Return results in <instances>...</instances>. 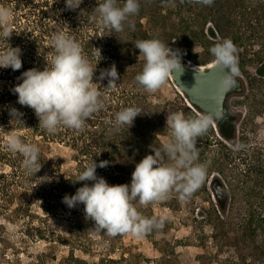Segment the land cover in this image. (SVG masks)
<instances>
[{"label": "trees", "instance_id": "1", "mask_svg": "<svg viewBox=\"0 0 264 264\" xmlns=\"http://www.w3.org/2000/svg\"><path fill=\"white\" fill-rule=\"evenodd\" d=\"M102 2L103 0H82L79 8L72 10L66 7L65 0H0V6L11 9L13 13L10 25L13 34L9 41L0 38V52L8 50L10 46L18 47L21 49L22 60L19 70L2 69L3 74H8L5 76L11 84L0 92V163L9 168L0 176L3 181L0 193L4 192L0 209L6 211L9 219L25 217L32 202L42 199L48 212L64 214L72 221L78 218L74 223L79 227L93 228L94 222L85 219L82 204L69 209L62 202L65 195H74L85 183L75 182L79 174L94 161L97 164L107 161L106 167H97L98 177L105 178L110 185L130 183L135 165L146 155L154 154L150 146L159 147L163 144L159 135L165 132L160 114L155 110L157 106L148 102L146 91L135 81V76L142 71L145 62L139 49L135 47L137 41L158 38L171 49H179L181 57L197 65L213 62L215 57L209 48L224 39L232 40L236 48H246L260 40L264 41V0H214L210 6L198 4L196 0H140L139 12L129 18L134 28L126 25L122 33H115L101 26L99 15L94 9ZM123 2L124 0H119L118 6L122 7ZM144 19L146 23L143 22ZM58 31L73 37L81 45L83 54L93 68L97 66L93 80L100 83L97 87L104 107L93 114L80 131L60 127L55 134H49L39 127V120L33 109L17 103V95L11 89L22 82L18 80L21 73L32 68L43 70L47 61L51 62L55 55L51 37ZM197 43L204 47V54L194 52L193 47ZM261 52H264V43ZM246 62L244 56L238 63L241 72H245ZM112 65H115L119 78L115 87L106 88L108 80L98 81L97 77L100 70ZM258 68L262 74L264 62ZM130 106L139 107L141 115L135 118L130 129L125 125L116 131V113ZM12 108L22 113V122L13 120L10 115ZM185 111H189L194 118L200 117L189 106H185ZM13 133L26 143L40 148L38 166L41 168L37 173H30L24 168V157L21 154L8 151L6 141ZM206 134L197 138L200 142L196 145L198 162H202V159L211 161L209 170L227 177L230 173L229 157H210L207 150L213 139L223 148L228 147L215 138L213 124ZM53 142L67 143L76 151L75 171H62L61 163L51 156ZM258 171L263 172L259 165ZM259 174L262 173H257L258 176ZM87 183L91 185L93 182ZM230 184L232 190L236 189V184ZM12 186L15 189L9 192ZM242 188L245 187L242 185ZM256 188L258 183L251 190ZM14 199L17 202L15 206L12 204ZM133 203L142 215H146V210L138 202ZM250 208L244 215H225V209L219 211L213 207L207 220L214 228L220 229L218 235L224 241L222 245L231 241L240 251L239 242L246 239L247 242L253 238L257 244L256 255L261 260L259 263L264 264V238L261 242L255 239L264 235V198L260 201V206L250 204ZM153 216L154 213L149 215ZM26 231L30 236L35 235L43 240L48 238L45 228L32 223ZM70 251L69 264H87L86 260L74 256V248ZM249 255L250 253L240 252L241 261L227 262L242 264L248 260ZM122 258H126L125 253L121 254ZM118 260L111 258L110 262Z\"/></svg>", "mask_w": 264, "mask_h": 264}, {"label": "clouds", "instance_id": "2", "mask_svg": "<svg viewBox=\"0 0 264 264\" xmlns=\"http://www.w3.org/2000/svg\"><path fill=\"white\" fill-rule=\"evenodd\" d=\"M198 4L210 6L214 0H196ZM82 0H65L68 9L79 8ZM103 0L94 11L99 15L101 26L115 33H122L125 26L134 28L129 18L139 12L140 0ZM12 10L0 7V38L9 41L13 34L10 25ZM55 55L43 70L36 68L21 73L12 93L17 95V103L34 110L39 127L49 134H55L60 127L80 131L88 119L104 107L101 92L93 77L97 66L93 68L83 54L81 45L63 31L51 37ZM135 47L144 58L142 71L135 81L146 92L153 93L166 84L169 77H179L184 69L181 66V52L166 46L158 38L139 40ZM218 65L223 66L225 75L220 79L221 88L227 93L238 87L239 76L236 46L230 39H224L209 50ZM22 67L21 49L9 47L0 52V68L13 71ZM119 78L115 65L100 70L98 81L108 80L106 88H113ZM139 107L130 106L115 115L114 129L119 131L127 125L130 129L135 118L141 115ZM13 120L21 121L17 109H10ZM225 112L222 107L198 118H186L179 111H172L166 117V127L171 129V139L159 147L150 146L154 154L146 155L135 165L131 182L110 185L105 178L98 177L97 167L104 168L107 161H95L79 174L75 182H85L74 195H65L62 202L73 209L84 206L86 220L94 222L91 228L93 236L106 234L116 237L131 234L143 237L153 230L163 229L164 217H145L138 210L140 206L167 201L172 193L178 199L186 201L197 192L206 180L211 161L198 162L197 138L204 135L211 124L222 120ZM9 152L21 154L23 166L28 172L37 173L40 148L26 143L13 133L6 141ZM92 181L89 185L87 182Z\"/></svg>", "mask_w": 264, "mask_h": 264}, {"label": "rangeland", "instance_id": "3", "mask_svg": "<svg viewBox=\"0 0 264 264\" xmlns=\"http://www.w3.org/2000/svg\"><path fill=\"white\" fill-rule=\"evenodd\" d=\"M143 22L146 23V19ZM263 43L264 41L260 40L246 48H236L238 63L244 56L247 60L244 64L245 72L239 70L245 82V91L242 95L230 99L233 111L239 116L236 140L226 141L213 125L215 138L228 148H223L213 139L207 154L210 157H229L230 173L227 177L212 169L210 171L208 167L210 173L205 182L190 199L181 201L178 194L172 193L167 201L142 206L146 210V215L143 216L149 217L154 213L155 217H164L166 222L163 229L153 230L139 238L131 234L116 237H107L106 234L93 236L91 227L83 229L74 223L78 218L72 221L64 214L48 212L42 199L32 202L25 217L14 220L8 218L5 210L0 209V264H69L72 248L74 256L86 260L87 264H228V260L239 261L240 252L250 253L248 260L242 264H260L261 260L256 255L257 244L253 238L247 242L244 238L245 241L239 242L240 251L234 246V242L222 245L224 241L218 235L220 229L214 228L207 219L213 207L219 211L225 209V215H244L251 209L250 204L260 206V201L264 198V68L262 74L258 68L264 62V52H261ZM193 50L200 55L205 51L200 43H197ZM190 63L194 64L192 61ZM2 69L0 68V92L11 84L5 76L8 74H3ZM146 93L148 102L155 104V110L160 114L165 134L159 135V138L163 143L171 139V129L166 127L169 112L179 111L186 118L194 119L189 111H185L188 104L171 77L157 91ZM205 135L207 134L202 136ZM198 144L199 140L196 142V145ZM76 154L67 143H52L51 156L61 163V169L65 173L75 171ZM202 162L207 161L202 159ZM258 165L263 172L258 171ZM8 169L0 163V176ZM257 173L262 174L258 176ZM215 178H218L219 186L226 191L223 208L211 186V181ZM230 183L236 184L235 191ZM257 183L258 188L251 190ZM2 185L0 178L1 189ZM242 185L245 188H242ZM12 189L14 190L15 186H12L9 192ZM3 195L4 192L1 191L0 203L3 202ZM16 199L12 202L14 206L17 205ZM31 223L45 228L48 238L43 240L35 235L30 236L26 230ZM263 238L264 235L255 237L258 242ZM122 253H125L126 258L121 259ZM111 258L119 260L112 263Z\"/></svg>", "mask_w": 264, "mask_h": 264}, {"label": "water", "instance_id": "4", "mask_svg": "<svg viewBox=\"0 0 264 264\" xmlns=\"http://www.w3.org/2000/svg\"><path fill=\"white\" fill-rule=\"evenodd\" d=\"M181 66L184 71L179 77H171L173 83L181 91L188 106L198 113L205 115L215 109L222 107L225 117L212 124L219 130L221 136L229 142H233L237 137V124L239 116L231 105L230 99L234 96L242 95L245 91V82L239 74L236 77L238 87L230 92H225L220 86V79L225 75L226 69L217 64L216 60L206 65L191 64L184 57L181 58ZM218 178L211 181V186L220 206L223 208L226 201V191L219 186Z\"/></svg>", "mask_w": 264, "mask_h": 264}, {"label": "bare ground", "instance_id": "5", "mask_svg": "<svg viewBox=\"0 0 264 264\" xmlns=\"http://www.w3.org/2000/svg\"><path fill=\"white\" fill-rule=\"evenodd\" d=\"M214 62V61H213ZM211 63V62H210ZM209 63V64H210ZM175 85V84H174ZM176 86V85H175ZM177 87V86H176ZM177 89H178V87H177ZM179 90V89H178ZM179 92L181 93V91L179 90ZM182 94V93H181ZM187 104H189V102L187 101ZM190 105V104H189ZM192 107V106H191Z\"/></svg>", "mask_w": 264, "mask_h": 264}]
</instances>
